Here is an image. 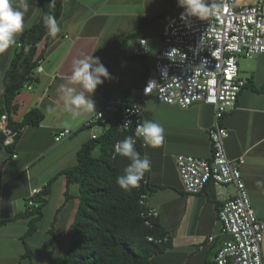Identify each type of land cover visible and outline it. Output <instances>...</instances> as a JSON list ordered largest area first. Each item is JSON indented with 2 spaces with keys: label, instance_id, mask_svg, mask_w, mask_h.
Here are the masks:
<instances>
[{
  "label": "crops",
  "instance_id": "1",
  "mask_svg": "<svg viewBox=\"0 0 264 264\" xmlns=\"http://www.w3.org/2000/svg\"><path fill=\"white\" fill-rule=\"evenodd\" d=\"M16 2L19 4V0ZM255 2L237 0L238 5ZM28 3L24 31L41 18L39 1L28 0ZM157 3L158 0H62V12L57 21L61 31L49 37L43 71L31 82V88L24 86L17 94L14 101L17 109L12 113V119L21 122L27 112L37 108L44 113V118L38 125L22 129L12 153L5 147L0 148V264H49L48 253L55 244L56 254L68 249L67 232L79 206V187L72 184L68 188L65 174L57 176L49 185L48 193L42 194L46 199L43 217L38 230L26 238L33 252L32 260L21 258L25 252L22 236L27 231L28 219L16 218L26 211L34 190H38L35 196L41 194L60 171L77 163V151L91 137V130L83 124L94 112L73 116L64 108L59 86L78 87L69 81L73 62L93 55L99 57L112 77L92 94L96 111L105 102H121L124 98L132 102L143 98L144 85L134 83L144 64L151 70L155 68L154 60L161 44L159 40L157 54L151 53L149 38L138 36L151 21L140 25V20L158 15L154 12ZM161 20L167 22L165 18ZM136 31L137 35L125 43V51L116 47L115 41H122ZM138 38H146L150 49V55L141 60L132 58ZM14 46L0 52V80ZM44 46L43 40L38 53ZM240 72L247 85L239 95L236 108L222 120L230 133L226 148L230 157L245 158L243 178L254 209L264 221V90H261L264 54L241 58ZM143 120L157 122L165 129L164 142L158 147L148 146L144 155L151 161L149 187L154 191L150 203L158 208L159 223L172 237L171 247L153 255L151 260L154 264H212L227 238L221 234L218 213L224 202L235 194V187L209 183L202 193L189 195L184 190L176 159L181 154L211 158L208 130L215 121L214 108L202 102L182 108L163 103L151 94L144 107ZM62 128L76 132L55 142L54 135ZM67 191L73 196L69 200Z\"/></svg>",
  "mask_w": 264,
  "mask_h": 264
},
{
  "label": "built area",
  "instance_id": "2",
  "mask_svg": "<svg viewBox=\"0 0 264 264\" xmlns=\"http://www.w3.org/2000/svg\"><path fill=\"white\" fill-rule=\"evenodd\" d=\"M215 2L222 5V10L208 20L190 18L185 21L179 18L165 23L155 68L142 87L144 97L124 108L116 126L125 137L134 135L137 124L144 123V107L151 94L163 103L182 108L198 102L213 106L215 121L208 130L211 158L177 156L184 190L189 195H196L202 193L209 183L234 186L235 194L224 202L218 213L221 234L227 238L216 253L215 264H264V221L254 209L243 178L245 158L229 156L226 140L230 133L222 123L226 114L236 108L239 95L247 84L241 76L240 59L264 54V0L245 5H238L237 0ZM133 52L136 56H149L148 40L138 38ZM42 71L43 59L30 74L32 81ZM31 85L29 82L25 86L31 88ZM119 105L120 102H105L86 119L83 126L91 130L90 138L97 139L109 128ZM126 122H129L127 127L124 126ZM0 131L6 136L5 145L15 141L17 132L10 126L7 114L0 117ZM75 132L71 128L59 129L54 140L63 141ZM136 145L143 152L148 147L141 138H137ZM115 146L114 152L118 154ZM140 182L149 186V171ZM37 192L34 190L33 194ZM29 204L33 205V200H29ZM139 204L146 224L153 227L160 213L150 203L149 191L141 194ZM169 238V233L162 237H148L158 243L167 242Z\"/></svg>",
  "mask_w": 264,
  "mask_h": 264
},
{
  "label": "trees",
  "instance_id": "3",
  "mask_svg": "<svg viewBox=\"0 0 264 264\" xmlns=\"http://www.w3.org/2000/svg\"><path fill=\"white\" fill-rule=\"evenodd\" d=\"M38 1L41 18L20 35L5 74L0 80V117L2 114H8L10 126L17 132L15 141L5 145L6 136L0 131V148L5 147L10 153L21 137L22 129L27 125H38L44 118V113L34 108L25 114L21 122L12 119V113L17 109L14 102L17 94L32 80L30 74L45 56L51 35L44 25V17L53 15L58 21L62 12V0H54V5L50 3L51 0ZM168 4L171 5V0H168ZM151 20L153 18H142L140 25ZM137 33L138 31L127 35L122 41H115L116 47L125 51V43ZM43 40L45 46L38 53V47ZM142 57L146 56L134 55L132 58L141 60ZM150 74L151 69L144 64L134 84L143 86ZM261 90H264V86ZM129 103V100L124 98L111 119L109 128L97 139L90 138L77 151V163L60 171L45 185L41 194L33 195L29 199L33 200L34 204L30 205L28 200L26 211L17 214L16 218L28 219L27 231L22 236L25 252L21 258H33L26 238L38 230L46 204L44 195L48 193L51 182L61 174H65L68 188L72 184L78 185L79 206L67 232L68 249L63 254H56L55 244L48 253L49 264H154L151 257L171 247V235L167 242L162 243L148 239L149 236L162 237L168 234L161 227L159 219L150 227L141 215L139 198L145 191H149L151 195L154 189L139 182L138 187L125 190L116 183L117 177L123 174L129 163L126 157L114 152L116 142L125 137L118 131L116 120ZM136 150L141 156L144 154L142 148L137 145ZM72 197L67 191L66 199ZM212 264H215V261Z\"/></svg>",
  "mask_w": 264,
  "mask_h": 264
},
{
  "label": "clouds",
  "instance_id": "4",
  "mask_svg": "<svg viewBox=\"0 0 264 264\" xmlns=\"http://www.w3.org/2000/svg\"><path fill=\"white\" fill-rule=\"evenodd\" d=\"M50 3L54 5V0H51ZM177 3L184 10L180 18L185 21L190 18L205 21L212 16L218 15L222 10V5L215 2V0H177ZM28 10V0H19V4H17L16 0H0V52L9 49L17 43V38L24 31L25 15ZM44 25L49 35L53 37L61 31V27L53 15L44 17ZM110 79L112 77L99 57L91 55L90 57L75 60L69 81L71 85L78 87H65L64 84L59 86L64 108L72 112L73 116L80 115L81 112L96 113L92 94L105 80ZM29 82H32V80ZM52 110V108H49V111ZM129 122H126L124 126L127 127ZM164 134L165 129L161 124L146 120L142 124H137L134 135L126 136L116 144V152L129 160L128 165L123 170V174L116 179V183L122 189L130 190L138 187L139 182L151 167V161L148 156L144 155L141 157L136 150L137 138H141L148 146L158 147L164 142Z\"/></svg>",
  "mask_w": 264,
  "mask_h": 264
},
{
  "label": "rangeland",
  "instance_id": "5",
  "mask_svg": "<svg viewBox=\"0 0 264 264\" xmlns=\"http://www.w3.org/2000/svg\"><path fill=\"white\" fill-rule=\"evenodd\" d=\"M169 8H171V10ZM183 11L184 10L178 6L177 0H171L170 6L168 4V0H158V3L154 9V12H157L158 15H156L153 18V20H151L150 25H146L144 29L141 30L140 33L138 34V36H147V38H149L151 53L158 52L160 48L163 27L166 23V22L164 23V21L161 20V18H165L166 21H168L169 19H178L181 17V13ZM159 40H160V44H159ZM129 44H130V49L132 50L133 40H131ZM155 62L156 60H154V65Z\"/></svg>",
  "mask_w": 264,
  "mask_h": 264
}]
</instances>
